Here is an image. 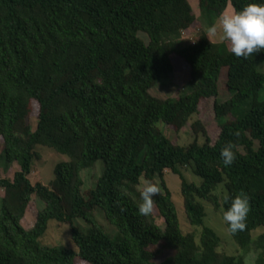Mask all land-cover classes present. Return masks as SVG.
<instances>
[{"label": "trees", "instance_id": "1", "mask_svg": "<svg viewBox=\"0 0 264 264\" xmlns=\"http://www.w3.org/2000/svg\"><path fill=\"white\" fill-rule=\"evenodd\" d=\"M249 3L264 0H198V13L189 0H0V159L18 165L0 177V264H246L250 252L264 264V50L238 58L209 33L226 7ZM174 57L189 78L157 97L150 91L172 84ZM208 102L214 139L198 116ZM185 127L186 144L165 133ZM229 143L236 158L225 166ZM38 146L68 157L48 185L30 181ZM97 161L101 174L83 193L82 171ZM167 173L180 180L182 220ZM155 178L159 195L140 216L138 187ZM238 194L250 211L242 231L226 225L238 250L227 254L204 202L224 213ZM32 196L39 209L26 229ZM52 220L69 225L75 248L40 243ZM163 251L171 254L159 263Z\"/></svg>", "mask_w": 264, "mask_h": 264}, {"label": "rangeland", "instance_id": "2", "mask_svg": "<svg viewBox=\"0 0 264 264\" xmlns=\"http://www.w3.org/2000/svg\"><path fill=\"white\" fill-rule=\"evenodd\" d=\"M193 10L195 13H198V7L196 3H198V0H189ZM224 14H232L234 13L233 8L229 5L228 7L225 8ZM196 30L190 29L189 31H185L184 35L186 39L188 38V41H193L194 40V34ZM143 37V36H142ZM144 38V37H143ZM145 39V38H144ZM214 40H221L219 38V35L216 36V39ZM174 63L178 65L179 67L176 68L174 74L171 77V82L172 84L169 86H156L154 89H152L150 92L157 96V97H166L167 95L171 94L174 96L176 94V87L174 84L178 85V87H183L189 78V73L187 70H182L183 68L179 69L181 66V62L174 57ZM180 64V65H179ZM169 93V94H168ZM200 113L199 117L201 120L206 124L208 133L211 137V139L215 138L216 133L218 132V127L216 128L215 120H214V115L212 113V110L210 108L209 102L207 104H203L202 107H200ZM36 105L33 104L32 112L30 114V123L32 125V128H35L36 125ZM188 128L185 127L184 129L181 130L180 134H174L171 132L169 129H165V133L167 136H169L170 139L172 140H177L178 143L180 144H186L190 142V137H188L187 134ZM3 147V142L2 139H0V153L2 151ZM38 155L39 159L35 162V167L33 168V171L30 175V181L34 184L36 182H40L44 185H48L49 181L53 179L54 174H53V169L54 166L57 162L60 161H65L68 159L66 155L57 153L47 147L44 146H38ZM94 167H90L88 169H85L82 171V177L84 179V184L82 186V192L86 193V191L89 188L94 187L96 178L101 174L102 171V162L97 161L94 164ZM99 167V168H97ZM93 168V169H91ZM18 169V165L14 162L11 164H7L4 162V160L0 159V177H6V178H11L14 174V172ZM90 169V170H89ZM185 175L188 179V181L195 180L196 182H199L197 178L193 177L190 172H185ZM146 180L142 179L141 183L139 185V189H142V186ZM165 181L170 188L172 192V197L173 200L177 204V214L180 220H182V214H183V209L181 205V197L179 194V185H180V180L177 175L167 173L165 176ZM152 182H154L157 186L160 185V180L159 178H155ZM3 195V191L0 190V196ZM40 206V204H39ZM204 208H205V213H206V223L209 225L211 228L215 230L217 235L220 237V245L218 247V250L220 252H224L227 254H237V245L234 243L232 238L230 237L226 224L223 221V212L221 209L219 210H213L212 206L204 202ZM38 203L34 199V196H32L31 201L29 202L25 215L22 219V225L24 228L29 229L33 226L37 211H38ZM96 218L98 221L106 228L109 230L111 234H114V230L110 228V226L107 224V222L104 220L103 214L100 211L96 212ZM76 225L80 226L82 229L85 227V223L80 220L76 219L75 223ZM158 224L162 225V221L158 220ZM182 227L184 231H190L192 230V226H189L185 221L182 223ZM40 243L44 245H58V244H63L64 246L68 248H75L74 244L72 243L70 239V229L68 224H60L55 221H50L48 224V228L46 232L41 236L40 238ZM171 254L170 251H163V253L158 254L156 256V261L159 263L165 262L166 258ZM255 259H256V253L255 252H250L246 256V264H255ZM76 264H86L83 261H78Z\"/></svg>", "mask_w": 264, "mask_h": 264}, {"label": "clouds", "instance_id": "3", "mask_svg": "<svg viewBox=\"0 0 264 264\" xmlns=\"http://www.w3.org/2000/svg\"><path fill=\"white\" fill-rule=\"evenodd\" d=\"M209 33L230 45V52L238 58H248L264 50V3H249L242 10L232 14L221 13L209 28ZM234 146L229 143L220 152L222 163L230 166L235 161ZM159 187L152 181H145L141 189L142 202L137 206L140 216H148L154 206V197ZM229 199V198H226ZM231 203L223 214V221L229 231L236 233L245 228L250 211V198L238 194L230 198Z\"/></svg>", "mask_w": 264, "mask_h": 264}]
</instances>
